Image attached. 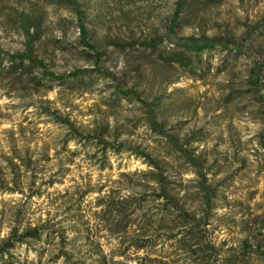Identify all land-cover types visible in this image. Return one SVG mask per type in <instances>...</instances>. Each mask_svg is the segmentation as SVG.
Returning <instances> with one entry per match:
<instances>
[{
	"label": "rangeland",
	"instance_id": "rangeland-1",
	"mask_svg": "<svg viewBox=\"0 0 264 264\" xmlns=\"http://www.w3.org/2000/svg\"><path fill=\"white\" fill-rule=\"evenodd\" d=\"M76 1L0 0V239L52 231L14 252L41 264H264V0ZM125 199V224L99 213Z\"/></svg>",
	"mask_w": 264,
	"mask_h": 264
},
{
	"label": "trees",
	"instance_id": "trees-1",
	"mask_svg": "<svg viewBox=\"0 0 264 264\" xmlns=\"http://www.w3.org/2000/svg\"><path fill=\"white\" fill-rule=\"evenodd\" d=\"M57 1L62 2L64 4H67L68 6H70L74 10V12L77 15H80V13H81L80 12V5H79L78 1H76V0H57ZM184 1L185 0H178L177 1V8H176L177 15H178L179 11L182 9V3ZM81 30L83 31V29H81ZM82 36H83V40H82L83 43L86 46H88L89 49L93 50V46L91 44H89L88 42H86V40H85L84 31L82 32ZM215 46L216 45L211 43V42L210 43H203V44L192 43L188 46V48L198 52V51H202L204 49L213 48ZM25 60L28 61V64L26 67H31V66L43 67V64L40 60L34 59L29 54H20L19 60L16 63L19 65V64L23 63V61H25ZM19 70L21 71L22 69L19 67ZM86 73H88V70H86V69L85 70H79V71L77 70V71L70 72L69 74L63 76V75H55V74H52L50 72L45 71L43 73V76L49 80H52V81H62L64 79H70V78L75 79L78 77H82ZM36 81H38V80H36ZM119 94L123 95V96H133L132 92H130L128 90L127 91H119ZM138 101L140 103H144L141 100H138ZM158 104L159 103H155L152 105L150 104V107H156ZM148 110L151 111L149 108H148ZM43 112L47 113L46 110H43ZM47 115H49V114H47ZM57 123L63 127H67L71 131H75L73 128V125L68 120L58 118ZM151 128L154 129L155 131H158V132L161 131V130L156 128L154 123L152 124ZM70 139L75 140L76 138H75V136H73ZM84 139H86V140H84V141H86V142H84L86 144L93 142L95 145H103V147L105 149L110 145L108 142L99 140V139L94 138V137H89V138L85 137ZM262 147L264 149V143H263ZM145 161L148 163V165L150 167H155V169L158 171V168H157L155 163H153L151 160H148V159L147 160L145 159ZM144 178H145V181L155 184V186L159 189L158 191L153 192V193H149L144 197L145 199L152 201V202L162 201V206H160V208H159L161 210V212L158 213L157 214L158 216L155 218L156 223L158 225H162V224L171 225L173 223L172 222L173 220L167 219V217H168V215H171L172 206H171V202H169V201H171L172 196H170L168 193H169V191H171L172 188H169V187L165 186V184H163L160 174H156V173H151L148 175L146 174V176ZM205 194L209 195L208 199L212 195V194H210L209 190H206ZM126 201H127V199H125L124 201L109 200L105 205L102 206L99 213L105 217H107L111 213H114L119 218L118 224L123 225V224H125L123 222V219L126 216V214L123 215V212L124 211L126 212V206H125ZM139 203H140V200H138V202L133 203V205H137ZM173 228H176V229L178 228V230H180V233H183L182 238H178L176 240L178 243H181L183 245L182 247H184V245H186V243L188 242V240L182 241L185 237L184 235H186V237H187L188 235H191L192 233H196L195 231H197L196 229L185 230L187 228L183 225L179 226V224L176 226H172V229ZM197 237H199V236L192 235L191 238L196 239ZM28 239H31L35 242H42V243H46L47 245H50L53 242L54 235H53L52 231L48 230L47 228H43V227L27 228L19 234H17L16 230H13L12 232H10L8 237H6L4 239H0V264H35V263L41 264L40 257H38V259L34 262L33 260L27 261V258H28L27 254H25L24 257H22V258H20L14 254V252H20V248L22 245H25V246L27 245ZM59 241L60 242H57V243H60L61 245H67L65 241H63V240H59ZM140 247L142 248L143 245L141 244ZM61 253H62L61 254L62 257L65 255V258H67V259L70 258L69 253H66V252H61ZM240 253L243 254L244 252H240ZM55 257L57 258V255ZM206 261H208V260H206ZM208 262H206V264H208ZM66 263H68V262H66ZM68 264H71V263H68ZM74 264H76V263H74Z\"/></svg>",
	"mask_w": 264,
	"mask_h": 264
}]
</instances>
